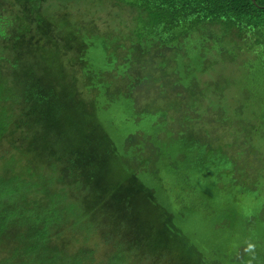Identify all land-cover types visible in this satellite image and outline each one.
Masks as SVG:
<instances>
[{"label":"trees","instance_id":"trees-1","mask_svg":"<svg viewBox=\"0 0 264 264\" xmlns=\"http://www.w3.org/2000/svg\"><path fill=\"white\" fill-rule=\"evenodd\" d=\"M13 1L9 26L46 37L27 52L18 35L0 47V141L18 132L20 143L0 157V264H264V0H109L128 10L118 42L128 49L94 22L78 24L86 37L64 35L78 38L68 67L79 75L50 73L55 60L42 54L60 42L43 12L49 0ZM89 33L104 47L105 71L84 51ZM129 51L157 66L127 69L120 53ZM167 56L171 73L144 72ZM208 105L221 125L202 115ZM120 107L138 129L119 148L100 111ZM160 142L170 148L165 165L155 157ZM192 197L227 203L197 209ZM245 198L263 201L259 215L245 212ZM216 225L228 235L196 245Z\"/></svg>","mask_w":264,"mask_h":264},{"label":"rangeland","instance_id":"rangeland-1","mask_svg":"<svg viewBox=\"0 0 264 264\" xmlns=\"http://www.w3.org/2000/svg\"><path fill=\"white\" fill-rule=\"evenodd\" d=\"M18 10L17 4L13 1V0H5V2H3L2 0H0V19L2 17V20H0L1 25H3L4 27H8L9 25H11L12 23L14 24V16L16 14ZM43 12L46 14V16H48L49 20L52 22V28L53 31L57 32L60 36L58 37V39H60V42L58 43H54L55 46V50H56V54L54 53H42V54H46L47 58L49 56V58L51 59V61L53 62L55 60V64H53L51 67H49L50 73H60V69H63V71H66V73L68 72V70L70 71H76L75 73H78L79 75V69L77 68V65L74 66V64H71L70 67H68L69 64V57L73 58L74 55L70 56L68 53V50L71 48H75L77 46V43L74 44V42L76 40H78L77 36L80 37H86V31L84 33V29L81 28L80 32L78 34H76L78 32V29L76 28L78 24H82V23H89L88 20H90V22H94L93 25H96L99 30H103L104 32H108L109 34V38L115 40L114 45L120 47V49L125 48V51L128 49V46H126L128 43L126 42V45H120L119 39L121 38V36H125V32L122 30V28L125 27V24H129V23H124L128 17H129V13L127 8L123 6H120V4L115 3L114 1H109V0H49L45 6H43ZM12 19V20H11ZM0 25V26H1ZM76 28V29H75ZM116 29V32H114L112 29ZM22 28H20L18 25H13V27H8L6 29L7 35H4V38H0V47L4 48L6 46L11 47L13 45L14 42H17V40L14 39V37L16 35L21 36L22 38L20 40H22V46L21 49L23 52H27V45L29 44V42L31 43V47H32V43L38 39H42L44 37H46L45 34L41 33H34L33 30H31L26 36L22 35L21 33ZM72 34H76L77 36H71L72 38L67 40L65 38V33L69 32ZM72 31V32H71ZM102 31V32H103ZM54 33V32H53ZM50 35H51V30H50ZM56 37V34H54ZM57 38V37H56ZM88 41L90 42V46L84 50L86 55L88 57H90L93 61V65L92 68L93 70H95L96 72H100V71H105V69H108L107 64H106V60H105V51H104V47H102L101 45V40L97 35H94L93 33L90 36H87ZM80 39V38H79ZM57 40V39H56ZM62 40V41H61ZM66 40V42H65ZM67 42H72L71 47H69L66 43ZM137 43V42H136ZM30 47V49L28 51L33 50ZM69 47V48H68ZM94 48L97 50H94ZM116 48V47H115ZM67 50V51H66ZM15 51V50H14ZM72 52V51H71ZM27 55V54H26ZM120 58L122 59V61H128L127 63L131 62V65L127 67V69H133L136 70L138 69L139 66H152L155 63V61L157 60V58L155 57H149L147 55H143V56H136L134 57V51H129L125 52L122 54L120 53ZM124 56V57H123ZM12 55L8 56V58H11ZM138 57H141L140 59H138ZM159 62H161V60H159ZM164 65L160 68L157 69L156 71L154 69H149V67H144L143 70L146 73H154L155 75H162V70L164 71H168L167 73H171L172 70H169V68H172L171 65L173 64V59H171L169 56L166 57V59L163 61ZM51 64V63H50ZM44 66H45V62H44ZM157 66V64H156ZM78 69V71H77ZM43 70V69H42ZM131 70V71H133ZM93 71V72H95ZM114 72L113 69L109 70V74L112 75ZM175 76V77H174ZM172 78L176 79L177 81L179 80L178 77L175 74H172ZM109 80V79H107ZM165 82L167 79H164ZM110 84H112L111 81H109ZM153 86H155V83L152 82ZM167 84L172 87L173 84L170 81H167ZM77 86V84H75V87ZM68 88H71V85L68 86ZM165 90V88H163ZM202 89V88H201ZM201 96H203L202 94H200ZM167 96V97H166ZM163 97H166L165 99H169L170 96H168V94H164L161 93L160 98L163 99ZM147 97L145 96L144 100H146ZM125 108L124 107H120L118 111H100L101 114V119L104 121L106 128L105 131L108 132L113 139L115 140L116 144L118 145V147L120 148L121 145L124 143L125 138L129 135V132L132 133L135 130H137L138 128H135V125L130 121H126V112H125ZM213 110L211 105H208V107L206 108V110L202 111V115L207 116L212 122H216L219 123V125H221V122L216 119L215 117H213ZM27 118V117H26ZM49 123V125H48ZM48 123L45 121V125L42 126L41 131L43 129H45L48 126H51L53 121L52 120H48ZM142 126H144L145 124L147 125V123L143 120L139 122ZM22 129L25 130L27 133H32L33 130L28 127L25 126L24 124H22ZM37 126V124H36ZM40 127V126H39ZM143 130L146 127H142ZM32 131V132H31ZM46 133H50L53 132L51 129H46L45 130ZM57 136V135H56ZM214 137V134H213ZM165 138L164 136L159 137V139H163ZM170 141V140H169ZM169 141H168V145H169ZM20 145L19 141H18V132H15L12 136H10L9 138H5L2 139L0 141V157H4L6 156L8 153H10V151L12 150V148H14L15 146ZM25 144H22V147H24ZM160 151L155 153V157L158 161L159 165H165L167 164V162L170 160L168 153L170 152V148H166V146L164 145V142H160ZM30 149H33V147H31ZM121 151L116 152L120 153ZM154 153V151L152 152ZM136 154L138 155L139 152ZM139 156V155H138ZM12 158V157H11ZM12 160H14L12 158ZM10 158H8V162L12 161ZM132 162H135L134 160ZM120 163L117 161L116 165L118 166ZM158 166L156 165V163H154V169H156ZM90 168V166H89ZM169 179L171 180L172 178L169 177ZM174 180H175V176H174ZM91 188L93 189V184L91 185ZM68 194H73V191L68 192ZM191 202H196L197 204V209H200L201 205H203V207L209 205L210 207L213 208H218V210L220 211L221 208H223V206L227 203V201L225 200H220L217 201L216 199L213 201H205V200H200L198 198H194L192 197L191 200L187 203L190 204ZM242 204L243 205V209L245 210V212L250 213L251 216L254 215H259L260 211H261V207H262V200H250L249 198H245L242 199ZM264 212V209H263ZM237 213L239 214L240 211H237ZM202 219H200L201 221H205V219H203L204 215L201 214L200 215ZM219 216V215H217ZM232 219H233V225L235 226V228H238L240 226V221L238 222L237 216L236 215H232ZM201 231V233L203 235H201L197 242L196 245L206 248V236L205 234H212L216 235V236H221V235H228L225 232H222L220 234L219 230H220V225H216V228H210L211 232L209 231V228L205 229ZM254 231L256 230V227L253 228ZM132 233L137 234V228H132ZM218 234V235H217ZM210 236V237H211ZM231 240L233 242H237L238 237L237 234L232 232L231 233ZM245 240L250 239V237L248 236V234H246L244 236ZM252 240V239H251ZM205 241V242H204ZM264 243V240L261 242V244ZM224 245V244H223ZM254 250V249H253ZM252 250V251H253ZM233 261H235L233 259ZM230 264H233L231 262H229Z\"/></svg>","mask_w":264,"mask_h":264},{"label":"clouds","instance_id":"clouds-1","mask_svg":"<svg viewBox=\"0 0 264 264\" xmlns=\"http://www.w3.org/2000/svg\"><path fill=\"white\" fill-rule=\"evenodd\" d=\"M254 247H255V245H254V244H252V243H249V244H248V248L246 249V251H251V250H253V249H254Z\"/></svg>","mask_w":264,"mask_h":264}]
</instances>
